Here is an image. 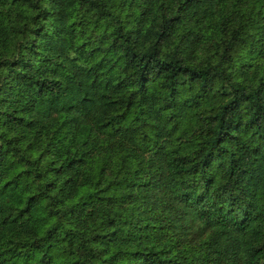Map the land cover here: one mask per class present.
I'll use <instances>...</instances> for the list:
<instances>
[{
	"label": "trees",
	"instance_id": "16d2710c",
	"mask_svg": "<svg viewBox=\"0 0 264 264\" xmlns=\"http://www.w3.org/2000/svg\"><path fill=\"white\" fill-rule=\"evenodd\" d=\"M0 264H264V0H0Z\"/></svg>",
	"mask_w": 264,
	"mask_h": 264
}]
</instances>
